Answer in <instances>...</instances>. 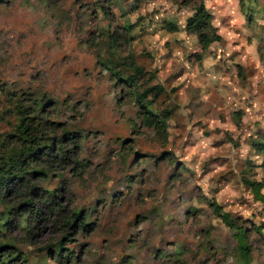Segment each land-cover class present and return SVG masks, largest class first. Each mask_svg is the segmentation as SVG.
Here are the masks:
<instances>
[{"label":"rangeland","instance_id":"rangeland-1","mask_svg":"<svg viewBox=\"0 0 264 264\" xmlns=\"http://www.w3.org/2000/svg\"><path fill=\"white\" fill-rule=\"evenodd\" d=\"M197 3L220 36L208 46L184 28ZM153 84L164 92L145 101L168 111L164 135L134 99ZM13 94L44 96V132L77 131L84 166L30 163L45 175L26 179L59 205L34 196L37 221H4L23 194L0 202L14 264H264V0H0V154ZM73 210L83 224L71 228Z\"/></svg>","mask_w":264,"mask_h":264},{"label":"trees","instance_id":"trees-1","mask_svg":"<svg viewBox=\"0 0 264 264\" xmlns=\"http://www.w3.org/2000/svg\"><path fill=\"white\" fill-rule=\"evenodd\" d=\"M174 26L170 24L165 25V29L168 31L174 30ZM185 30L195 34L197 42L202 46H208L212 42H216L220 39V36L216 33L215 28L210 23V13L204 7L202 3H197L194 6V10L191 15L185 19ZM141 72V68L133 67V74L126 76L122 81H125L129 85H134L136 82V76ZM115 79L121 78L116 72H112ZM164 92L163 88L159 84H153L146 86L141 91L134 92V99L139 106L144 110L142 121L146 126L153 127L157 133L164 135L166 127V119L168 117V111L162 110L161 114L153 112L148 109V104L145 101L147 95L156 97ZM31 94V93H30ZM33 95V94H32ZM10 109L16 116V123L14 125L13 133L5 134L6 148L4 152L0 154V202L4 201L7 193L23 194L22 200L15 206H9L7 213L4 214V221H7L8 215L11 213L19 212V216L28 214L36 221L42 216V212L39 207H35L33 197L45 205L49 211H54L58 205L57 201H47V198H55L56 195L52 191L42 190L44 195L38 193L39 188L34 184L29 183L26 179V175L44 176V166H38L37 168H30V163L41 159L44 161L50 160L52 163L63 162L72 160L75 168H78L81 172L83 170L80 161L75 159L77 157V150L79 146L77 131L66 130L63 134L55 139L47 135L44 130V124L39 122L37 112L44 107L43 95L40 97L24 95L22 99L20 95H11ZM32 97V98H31ZM47 100V99H46ZM69 140L71 147L66 148L64 146V140ZM264 145V142H263ZM261 147V144L258 146ZM264 147V146H263ZM71 161V160H70ZM37 169V170H35ZM21 172V175L16 174ZM246 184L251 185V182L244 180ZM22 189L24 192H19ZM41 191V192H42ZM210 207L213 213L219 217L225 225L234 229V222L230 216L221 211L219 205L214 202L210 203ZM27 211V212H25ZM31 214V215H30ZM33 215V216H32ZM6 219V220H5ZM83 224V216H81V210H73L67 216L64 222L65 226L71 228L75 225L81 226ZM64 239V237H62ZM6 248H15L10 244L0 245V264H14L16 255L12 256L13 252H6ZM240 249L243 253H247V248L244 244H240ZM60 248L57 245L55 252H59ZM17 264V263H15ZM38 264V263H33Z\"/></svg>","mask_w":264,"mask_h":264}]
</instances>
